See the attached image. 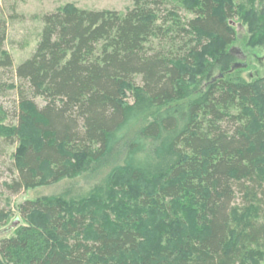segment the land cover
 Segmentation results:
<instances>
[{
    "label": "trees",
    "instance_id": "trees-1",
    "mask_svg": "<svg viewBox=\"0 0 264 264\" xmlns=\"http://www.w3.org/2000/svg\"><path fill=\"white\" fill-rule=\"evenodd\" d=\"M231 1L194 0L187 6L184 0H134L126 13L59 10L43 17L35 53L16 69L0 30V96L12 88L7 76L23 84L17 131L31 123L41 138L23 149L18 178L9 186L14 193L41 184L45 167L50 181L59 182L124 153L117 172L130 180H167L140 196L144 208L170 212L189 200L205 228V235L173 252L137 257L144 242L140 231L110 232L82 210L67 216L73 204L107 198L111 177L86 197L23 204L25 217H48L47 230L28 228V235L3 240V260L244 264L264 252V107L256 105L252 84L225 75L235 65L233 53L220 50L236 37L228 24L237 13ZM182 9L194 17L183 18ZM208 48L213 60L204 64ZM198 64L205 67L194 83ZM39 97L46 103L42 108L34 102ZM15 136L3 139L12 143Z\"/></svg>",
    "mask_w": 264,
    "mask_h": 264
},
{
    "label": "rangeland",
    "instance_id": "rangeland-1",
    "mask_svg": "<svg viewBox=\"0 0 264 264\" xmlns=\"http://www.w3.org/2000/svg\"><path fill=\"white\" fill-rule=\"evenodd\" d=\"M193 1L184 0L187 6ZM231 2L237 13L228 20V24L236 37L232 44H222L220 50L233 53L235 65L234 70L225 75L229 79L252 84L257 92L256 105L262 109L264 107V0H232ZM133 7L134 0H0V30H4L6 34L4 48L12 56L16 69L20 63L35 53L45 15L59 10L74 9L126 13ZM180 13L186 19L194 17L186 9H182ZM203 54L204 64L211 63L213 55L210 54V49L203 50ZM204 64H198L192 71L191 80L194 83L202 78ZM219 73L216 71L213 78ZM13 78L11 75L6 77L12 88L0 96V243L5 239L28 235L30 231L25 232L28 228L46 232L48 217L37 214L25 217L22 214L21 206L27 201H49L60 195L86 197L96 189L104 187L111 177L113 188L107 198L94 197L86 202L73 204L66 212L67 216L70 217L72 213L82 210L92 213L93 222L102 224L110 232L127 227L140 231L144 242L141 247L142 253L137 257L151 255L161 249H169L173 252L181 242L197 235H205V228L199 226L195 219L197 208L189 200L177 202L170 212L142 206L140 196L156 192L159 187L167 183V180L165 178L152 182L141 179L130 180L125 174L117 172L115 169L123 166L124 153L92 166L87 173L59 182L50 181L48 168L45 167L46 174L41 184L14 193L9 186L18 178L17 167L21 164L23 149L41 138L31 123L26 124L19 133L17 131L20 86L23 84ZM136 83L141 85V78H137ZM24 90L27 91L26 88ZM27 93L30 94L29 91ZM126 100L128 103H133L129 91L126 93ZM34 102L40 108L46 104L40 97L35 98ZM12 134L16 135L14 141L5 142L3 138ZM262 166L261 172L264 175V160ZM239 199L240 195L237 204L241 202ZM261 221L264 223V219ZM0 264L24 263L14 257L3 260L0 255ZM244 264H264V252L256 258L245 261Z\"/></svg>",
    "mask_w": 264,
    "mask_h": 264
}]
</instances>
